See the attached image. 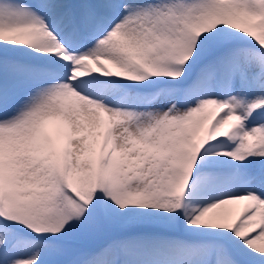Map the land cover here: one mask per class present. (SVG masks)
I'll use <instances>...</instances> for the list:
<instances>
[{"label":"snow or ice","instance_id":"obj_1","mask_svg":"<svg viewBox=\"0 0 264 264\" xmlns=\"http://www.w3.org/2000/svg\"><path fill=\"white\" fill-rule=\"evenodd\" d=\"M0 264H264V0H0Z\"/></svg>","mask_w":264,"mask_h":264},{"label":"rangeland","instance_id":"obj_2","mask_svg":"<svg viewBox=\"0 0 264 264\" xmlns=\"http://www.w3.org/2000/svg\"><path fill=\"white\" fill-rule=\"evenodd\" d=\"M54 134H55V130H53Z\"/></svg>","mask_w":264,"mask_h":264}]
</instances>
